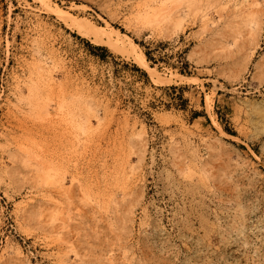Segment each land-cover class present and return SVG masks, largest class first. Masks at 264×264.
<instances>
[{"label": "rangeland", "instance_id": "374dc122", "mask_svg": "<svg viewBox=\"0 0 264 264\" xmlns=\"http://www.w3.org/2000/svg\"><path fill=\"white\" fill-rule=\"evenodd\" d=\"M48 1L0 0V264H264V0Z\"/></svg>", "mask_w": 264, "mask_h": 264}, {"label": "bare ground", "instance_id": "6f19581e", "mask_svg": "<svg viewBox=\"0 0 264 264\" xmlns=\"http://www.w3.org/2000/svg\"><path fill=\"white\" fill-rule=\"evenodd\" d=\"M37 1H39L46 8L47 6H50L48 0H37ZM51 12L57 17V19H59L64 25H66V27L69 30L76 32L79 36L85 39H91L95 43H98V44H105L113 48L114 50L121 51L130 56H134L136 60L141 64L143 63V61H145V54L140 51L138 52L137 45L133 43L128 37L121 34L118 30H115L112 27L111 28L110 27L109 28L99 27L88 21L75 19L67 12H64L57 5H54L51 7ZM144 69L152 76L155 74V70L152 68H149L148 66H144ZM238 233L241 234V232H238Z\"/></svg>", "mask_w": 264, "mask_h": 264}, {"label": "trees", "instance_id": "16d2710c", "mask_svg": "<svg viewBox=\"0 0 264 264\" xmlns=\"http://www.w3.org/2000/svg\"><path fill=\"white\" fill-rule=\"evenodd\" d=\"M147 56H148V54H147Z\"/></svg>", "mask_w": 264, "mask_h": 264}]
</instances>
